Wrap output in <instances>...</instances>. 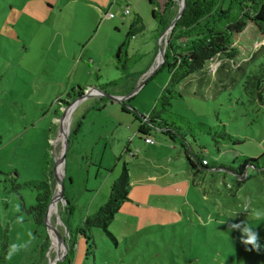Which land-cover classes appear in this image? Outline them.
<instances>
[{
  "label": "rangeland",
  "instance_id": "rangeland-1",
  "mask_svg": "<svg viewBox=\"0 0 264 264\" xmlns=\"http://www.w3.org/2000/svg\"><path fill=\"white\" fill-rule=\"evenodd\" d=\"M164 1L169 0H0L4 264H53L64 254L63 245L50 239L30 213L36 193L13 188L49 179L63 138L58 129L65 130L69 120L71 139L61 170L71 212L66 214L61 199L49 220L67 248L70 238L61 220L72 235L80 228L91 238L77 235L72 264H264V219L251 215L264 212V174L249 169L246 178H239L229 170L238 167L232 164L236 157L264 154V44L249 28L238 41L236 63L218 56L175 88L182 97L172 100V113L191 123L224 126L242 142L220 144L218 151L209 136L186 132L185 149L208 163L194 176L184 149H172L157 131L150 132L155 144L146 146L138 132L169 82L167 70L156 68L158 29L152 17ZM172 1L175 16L181 0ZM126 5L130 15L123 13ZM136 14L144 31L130 40L118 62V47ZM168 35L162 34V49ZM78 87L84 95L96 88L122 100L86 96L57 122L62 109L81 96ZM126 149L139 155L131 158ZM124 165L126 200L113 210L112 219L103 216L110 236L95 219ZM52 184L56 190V175ZM241 221L259 233V252L246 251L240 232L229 229ZM46 239L48 251L41 255Z\"/></svg>",
  "mask_w": 264,
  "mask_h": 264
},
{
  "label": "trees",
  "instance_id": "trees-1",
  "mask_svg": "<svg viewBox=\"0 0 264 264\" xmlns=\"http://www.w3.org/2000/svg\"><path fill=\"white\" fill-rule=\"evenodd\" d=\"M148 1L150 4L153 3V0ZM174 4L172 0L164 1L160 8L152 10V17L157 22L158 41L161 34L177 15L178 10L175 16L171 15ZM249 28L259 38L257 41L264 44V0H185L182 14L168 35L167 44L164 48V61L158 69L164 68L167 70L169 82L156 100L155 108L146 117L144 123L140 122L138 132L144 138L151 131L160 132L173 145H178L181 149H184L189 169L194 176L199 175L201 168L208 169V166L202 164L204 159H200L192 153L190 155L185 149L186 132L190 134V137L195 132L209 136L218 151L220 144L237 145L242 142L229 135L224 126H209L200 122L191 123L187 118L172 113L170 110L172 100L182 97L181 93L176 91L175 88L191 76L202 73L207 64L218 56H223L225 60L236 63L240 54L238 41ZM143 31L142 19L136 14L130 21L125 40L118 47L116 53L118 62H121L120 55L127 51L130 40L142 34ZM78 90V95H82V90L80 88ZM70 135L71 133L69 134V142ZM43 160V170L46 172L48 170V156L46 155ZM232 164H238L237 168L233 169L230 166L229 170L239 178H246V172L249 169L264 174V154L256 159L244 156L236 157L232 160ZM211 168H215V166L213 165ZM49 174V179L46 178L41 182L29 181L23 185H15L13 188L18 190L25 187L36 193L35 205L30 208V213H32L35 223L43 227H45L47 208L55 193L52 184L53 170ZM127 180L128 174L124 165L122 175L111 187L109 202L100 209L101 215L95 219L96 224L102 225V229L106 233H108L107 223L104 221L103 216L106 215L108 219H112L114 216L113 210L118 208L121 201L126 200L127 193L124 191V187ZM62 199L66 203L64 210L67 212L66 214H69L71 211L68 209L65 193ZM61 221L66 227L70 245L64 260L57 264H72L77 235H81L86 240L91 238L84 236L83 230L80 228L76 229L74 235H72L65 222ZM45 242V250L41 252V255L46 250L48 251L49 242H47V239ZM3 259V257L0 258V264H4Z\"/></svg>",
  "mask_w": 264,
  "mask_h": 264
},
{
  "label": "water",
  "instance_id": "water-1",
  "mask_svg": "<svg viewBox=\"0 0 264 264\" xmlns=\"http://www.w3.org/2000/svg\"><path fill=\"white\" fill-rule=\"evenodd\" d=\"M184 4H185V0H181L178 3L179 9H178L177 15H176V17L173 19V21L171 22V24L167 27V29L164 32L170 33V31L175 26L177 20L180 18L181 14H182V11L184 9ZM162 34H161L160 39L158 41L159 42L158 52H159V55H160V60L157 62V65H156V68L157 69L163 64V61H164V52H165V49H162L161 48ZM166 44H167V41L165 42V46H166ZM90 89L91 88H88V91ZM94 89L96 90V91H94L95 93H86V95L82 94L80 97H78V99L73 104L65 106L64 109H62V114H61L60 118L58 119V122H60L61 120H63L64 117L67 115V113H69L70 110L79 101H81L82 99L86 98V96H89V95H93V96H97V97L98 96L99 97L106 96V97L110 98L111 100H122V98H120V97L118 99L115 98V97H110V96H107L102 91H100L99 89H96V88H94ZM69 126H70V120H69V123H68L67 130L66 131L64 130V128H59L60 125L58 123V128H59L58 130H60L62 132L63 140H62V143H61V148H60V152H59L58 158H56L54 160V167H53V175H56L57 184H56L55 193H54V195L52 196V198L50 200L49 206H48L47 211H46V214H45V227L48 230V234H49L50 239H51L50 232H54L56 229L50 223V220H49V217H48V210H49L50 205L53 203V201L59 202L63 198V194H64L63 169H62V173L61 174L57 172V169H58V166L60 164L63 167V163H64V160H65V156H66V153H67V150H68V146H69V134H70ZM58 240L64 246V254H62L60 256V258L55 259L54 264H57L59 262H62L64 260L65 256L68 253V248L66 247V244L63 241V239L58 238Z\"/></svg>",
  "mask_w": 264,
  "mask_h": 264
},
{
  "label": "clouds",
  "instance_id": "clouds-1",
  "mask_svg": "<svg viewBox=\"0 0 264 264\" xmlns=\"http://www.w3.org/2000/svg\"><path fill=\"white\" fill-rule=\"evenodd\" d=\"M243 212L247 213V208H245ZM251 215L253 216V218L257 220L264 219V212H261L259 210H254L253 213H251ZM229 229H231L232 231L240 232L239 242L241 245L245 247L246 251L259 252L261 250L259 233L255 231L254 228L249 226L247 221H241L239 223H231L229 225Z\"/></svg>",
  "mask_w": 264,
  "mask_h": 264
},
{
  "label": "built area",
  "instance_id": "built-area-1",
  "mask_svg": "<svg viewBox=\"0 0 264 264\" xmlns=\"http://www.w3.org/2000/svg\"><path fill=\"white\" fill-rule=\"evenodd\" d=\"M123 13H124V15H130V7L126 6L124 11H123ZM109 18H113V15L110 14ZM144 142L147 145H153L154 144L153 139L151 137H149V136L144 138ZM134 155H135L134 152H130L129 153V156H131V157H133ZM202 164L206 166L207 165V161L206 160H202Z\"/></svg>",
  "mask_w": 264,
  "mask_h": 264
},
{
  "label": "bare ground",
  "instance_id": "bare-ground-1",
  "mask_svg": "<svg viewBox=\"0 0 264 264\" xmlns=\"http://www.w3.org/2000/svg\"><path fill=\"white\" fill-rule=\"evenodd\" d=\"M67 130V127H65V131ZM62 140H63V138H62ZM58 168H59V170L61 171V173H62V170H61V164L58 166ZM60 173V174H61ZM58 205V202H56V201H53V203L50 205V207H49V210H48V217H49V219H50V217H51V210L53 211V206L55 207L54 209H56V206ZM58 212V211H57ZM50 235H51V238H53V239H56V240H58V238L59 237H57V236H55L56 235V233H55V235H54V232H50ZM59 241V240H58ZM56 259H58V258H56ZM54 264V263H53Z\"/></svg>",
  "mask_w": 264,
  "mask_h": 264
},
{
  "label": "crops",
  "instance_id": "crops-1",
  "mask_svg": "<svg viewBox=\"0 0 264 264\" xmlns=\"http://www.w3.org/2000/svg\"><path fill=\"white\" fill-rule=\"evenodd\" d=\"M130 1L133 2L134 0H130ZM126 6H128V5H126ZM126 6H125V7H126ZM147 135H148L149 137H151L150 132H149V134H147ZM148 136H146V137H148ZM151 138H152V137H151ZM152 139H153V138H152ZM144 144H145V142H144ZM154 144H155V143H154ZM154 144H153V145H154ZM145 145H146V146H150V147L153 146V145H147V144H145ZM150 147H149V148H150ZM171 148L174 149V148H175V145H173ZM136 149H137L138 152H139L138 147H137ZM137 150H134V151H136V152H134V151H129L128 149H126V152H128V153H130V152H134L135 155H134L133 157L130 156L131 158H134V157H137V156L139 155V153H140V152L137 153ZM207 166H208V163H207ZM201 169H206V168H201ZM150 179H156V178H155V177H150Z\"/></svg>",
  "mask_w": 264,
  "mask_h": 264
}]
</instances>
